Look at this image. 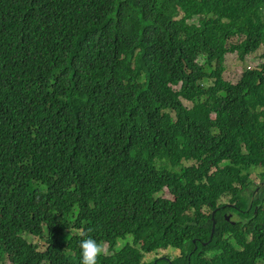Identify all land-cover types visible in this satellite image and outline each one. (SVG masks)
I'll use <instances>...</instances> for the list:
<instances>
[{
  "label": "trees",
  "instance_id": "trees-1",
  "mask_svg": "<svg viewBox=\"0 0 264 264\" xmlns=\"http://www.w3.org/2000/svg\"><path fill=\"white\" fill-rule=\"evenodd\" d=\"M262 46L264 0H0V264H264Z\"/></svg>",
  "mask_w": 264,
  "mask_h": 264
},
{
  "label": "rangeland",
  "instance_id": "rangeland-1",
  "mask_svg": "<svg viewBox=\"0 0 264 264\" xmlns=\"http://www.w3.org/2000/svg\"><path fill=\"white\" fill-rule=\"evenodd\" d=\"M241 40H243L242 38H234L233 40H231V44H236L239 43ZM264 46L260 47V49L254 53L253 55H248L246 56L244 61H240L239 57L237 54H229L225 60V67L224 68V79L233 83H236L241 74L245 71L250 69H254L256 67L261 66L264 63ZM215 67L220 69L222 68V66H220V64H215ZM207 86L210 87L211 86V82L208 81L207 82ZM175 90H179L175 89ZM184 105L188 108L191 107V105L187 104L184 102ZM255 173L258 172V169H254ZM257 181V180H256ZM261 182H257V185H259ZM223 202H225V199L223 200ZM28 238V240L30 242L33 243H37L42 249H44V241H38L39 239L35 238L34 236H26ZM124 245H129L132 246V238H128L125 241H121L119 243V247H124ZM164 254H168L170 255V257H172V259H175L176 256H179L180 251L178 250H174V251H170L168 250H158L156 252H153L151 254H148L146 256V261L150 262V261H154L156 260V257H161Z\"/></svg>",
  "mask_w": 264,
  "mask_h": 264
},
{
  "label": "clouds",
  "instance_id": "clouds-1",
  "mask_svg": "<svg viewBox=\"0 0 264 264\" xmlns=\"http://www.w3.org/2000/svg\"><path fill=\"white\" fill-rule=\"evenodd\" d=\"M92 54H93V50H92ZM211 82V86L214 85V83H212V80H209ZM207 82L206 81L205 85L207 86ZM178 89V88H176ZM180 89V88H179ZM175 90V89H174ZM178 91V90H176ZM187 103L189 105H191L190 108L188 109H192L193 108V104L192 103H188L186 101L182 100V103L184 104ZM213 118H215V116L213 115ZM258 171H264V170H258ZM89 232L91 231V229L88 230ZM82 239L80 240V249H81V261L80 264H99V258L105 254V247L101 244L98 243L96 239H94L92 236L88 235L87 232L81 231L80 233Z\"/></svg>",
  "mask_w": 264,
  "mask_h": 264
}]
</instances>
